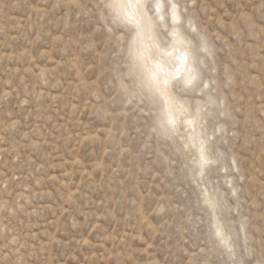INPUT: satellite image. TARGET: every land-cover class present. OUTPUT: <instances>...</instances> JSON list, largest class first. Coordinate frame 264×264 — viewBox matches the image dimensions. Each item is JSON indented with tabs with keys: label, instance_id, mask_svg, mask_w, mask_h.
<instances>
[{
	"label": "rangeland",
	"instance_id": "rangeland-1",
	"mask_svg": "<svg viewBox=\"0 0 264 264\" xmlns=\"http://www.w3.org/2000/svg\"><path fill=\"white\" fill-rule=\"evenodd\" d=\"M162 2L168 132L107 0H0V264H264V0Z\"/></svg>",
	"mask_w": 264,
	"mask_h": 264
},
{
	"label": "snow or ice",
	"instance_id": "snow-or-ice-1",
	"mask_svg": "<svg viewBox=\"0 0 264 264\" xmlns=\"http://www.w3.org/2000/svg\"><path fill=\"white\" fill-rule=\"evenodd\" d=\"M108 8H115L119 11L117 12V17L126 23L132 24L136 29V34L132 39L129 55L133 61L141 62L142 66H145L147 62L151 61L152 51L156 50L158 58L155 59L152 68H146L148 72V84L154 96L155 102L163 103V111L166 120L161 123V130L163 132L172 131L176 125V119L173 117L174 111H183L182 108H177L173 103V98L170 93V80L173 78L170 73L166 70V65L162 61V56L171 57L173 55L172 51H161L159 46L153 41L151 45L146 43L147 41H152V32L154 28L153 17L149 15L152 5L149 4V0H107L105 4ZM162 0H154V7L156 13H160L162 8ZM172 22L178 23V17L176 15V4H172ZM161 19L163 17L161 16ZM171 35L176 38L178 33L173 30ZM178 42V41H177ZM186 57H181L183 62ZM196 79L195 76H191L185 81V86H191L193 81ZM187 123H193L192 120H187ZM201 160L204 161L203 150H201ZM215 238L221 243L223 241V234L219 228L215 229ZM230 252L231 249L229 248Z\"/></svg>",
	"mask_w": 264,
	"mask_h": 264
},
{
	"label": "bare ground",
	"instance_id": "bare-ground-1",
	"mask_svg": "<svg viewBox=\"0 0 264 264\" xmlns=\"http://www.w3.org/2000/svg\"><path fill=\"white\" fill-rule=\"evenodd\" d=\"M162 5H163V2H162ZM163 7H164V5L162 6L161 10L163 9ZM117 11H119V10L117 9ZM171 14H172V12H171ZM161 16H163V14L160 11V13H157L156 18L157 19L161 18ZM157 19H155V20H157ZM171 20H172V16H171ZM132 27L134 28V31L136 34L135 27L133 25H132ZM173 30H175L178 33V36L176 38H174L171 35L172 36V42L169 44L168 47L167 46L164 47L163 45H161L159 43V41L157 39L158 37L156 38V35H155L156 30L154 28H153V32H152V41L146 40V43H148L149 45H151V43L154 41L159 46L161 51H165V50L172 51L173 55L171 57H168V56H162L161 57L163 63L166 65V70L170 73V76L173 77L170 80V85L175 80L186 81L191 76L197 77V75H198V71H197V68H196L195 63H194V60H195L194 56H193V54H191V51L188 49L189 42L186 39L185 40L187 42L183 40V37H181L180 33L176 30V27H174ZM179 40L181 41V43L183 42L185 44V47H182L180 45V42H177ZM181 57H186V59L182 62ZM152 58L153 59L151 61L147 62L145 66H142L141 62L138 61L141 73H143V77H144V80L146 82V86L149 89H150V86L148 84V72L146 71V68H148V69L152 68L153 63L155 62V59L158 58V54L156 53L155 49H153V51H152ZM174 105L176 106L175 103H174ZM180 108H182V107H180ZM181 114H182V111H174L173 117L177 120L181 117ZM163 115H164V117H163V121H164V120H166L167 117L165 116V113H163Z\"/></svg>",
	"mask_w": 264,
	"mask_h": 264
}]
</instances>
